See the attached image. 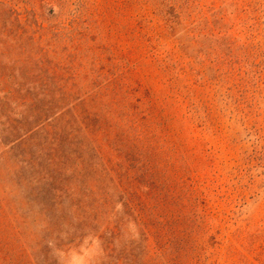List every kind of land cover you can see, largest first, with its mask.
Wrapping results in <instances>:
<instances>
[{"label":"rangeland","instance_id":"1","mask_svg":"<svg viewBox=\"0 0 264 264\" xmlns=\"http://www.w3.org/2000/svg\"><path fill=\"white\" fill-rule=\"evenodd\" d=\"M0 264H264V0H0Z\"/></svg>","mask_w":264,"mask_h":264}]
</instances>
